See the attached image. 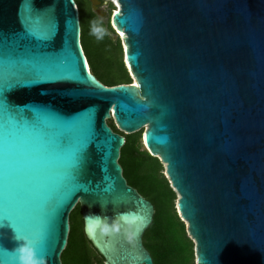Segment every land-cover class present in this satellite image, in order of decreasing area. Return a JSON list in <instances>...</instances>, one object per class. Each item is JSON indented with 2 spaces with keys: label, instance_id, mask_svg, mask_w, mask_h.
<instances>
[{
  "label": "water",
  "instance_id": "water-1",
  "mask_svg": "<svg viewBox=\"0 0 264 264\" xmlns=\"http://www.w3.org/2000/svg\"><path fill=\"white\" fill-rule=\"evenodd\" d=\"M115 1L134 83L105 87L74 0H0V264H62L76 204L104 264H153L154 207L123 178L109 120L144 130L195 264H264V0Z\"/></svg>",
  "mask_w": 264,
  "mask_h": 264
},
{
  "label": "trees",
  "instance_id": "trees-1",
  "mask_svg": "<svg viewBox=\"0 0 264 264\" xmlns=\"http://www.w3.org/2000/svg\"><path fill=\"white\" fill-rule=\"evenodd\" d=\"M74 1L79 13L80 42L90 73L105 87L132 84L123 61L120 39L111 28L110 21L101 20L102 28L97 37V33L88 29L84 14ZM106 123L114 133L125 139L118 159L123 178L154 207L153 221L142 239L153 264H195L194 245L175 208L176 194L164 175L159 159L142 149V131L123 135L112 120ZM68 223L69 232L60 255L61 263L104 264L84 234L78 204L70 213Z\"/></svg>",
  "mask_w": 264,
  "mask_h": 264
},
{
  "label": "rangeland",
  "instance_id": "rangeland-1",
  "mask_svg": "<svg viewBox=\"0 0 264 264\" xmlns=\"http://www.w3.org/2000/svg\"><path fill=\"white\" fill-rule=\"evenodd\" d=\"M78 3V6L81 9L82 14H84L85 17V22L90 31H94L97 33V37L100 34L99 32L101 31L102 25H101V20L104 22L109 20L110 17H112L114 10L116 9L115 7V0H76ZM109 5H112V9L109 8ZM98 12V14L96 13ZM112 28V26H111ZM115 34H119L118 31H116L114 28H112ZM118 37V36H117ZM115 39V37H113ZM121 46H122V51L124 55V49L122 45V37L119 36ZM129 72V70H128ZM130 78L132 79L131 74L129 73ZM132 84L134 83V80L132 79ZM131 84V85H132ZM144 130H142L141 137L143 136ZM138 133V132H137ZM125 135L124 133H122ZM142 149L145 150L144 147ZM165 173V172H164ZM177 199V197H176ZM176 203V201H175ZM178 214V213H177ZM179 216V214H178ZM181 220V219H180ZM184 223V222H183ZM185 227L186 224L184 223Z\"/></svg>",
  "mask_w": 264,
  "mask_h": 264
},
{
  "label": "snow or ice",
  "instance_id": "snow-or-ice-1",
  "mask_svg": "<svg viewBox=\"0 0 264 264\" xmlns=\"http://www.w3.org/2000/svg\"><path fill=\"white\" fill-rule=\"evenodd\" d=\"M12 228L13 227H12L11 222H9L7 219H5L3 223H0V232H3L5 229L12 230ZM15 238L20 242V244L23 245V248L25 250L31 251L32 245H31L30 240L28 239L27 236L21 235L20 233L15 231Z\"/></svg>",
  "mask_w": 264,
  "mask_h": 264
},
{
  "label": "clouds",
  "instance_id": "clouds-1",
  "mask_svg": "<svg viewBox=\"0 0 264 264\" xmlns=\"http://www.w3.org/2000/svg\"><path fill=\"white\" fill-rule=\"evenodd\" d=\"M28 264H40V262L33 259V260L29 261Z\"/></svg>",
  "mask_w": 264,
  "mask_h": 264
},
{
  "label": "bare ground",
  "instance_id": "bare-ground-1",
  "mask_svg": "<svg viewBox=\"0 0 264 264\" xmlns=\"http://www.w3.org/2000/svg\"><path fill=\"white\" fill-rule=\"evenodd\" d=\"M115 7H116V9H115L114 11H116V10L119 8L117 2H115ZM118 35L121 36V37L123 38V34H122L121 32H119Z\"/></svg>",
  "mask_w": 264,
  "mask_h": 264
},
{
  "label": "flooded vegetation",
  "instance_id": "flooded-vegetation-1",
  "mask_svg": "<svg viewBox=\"0 0 264 264\" xmlns=\"http://www.w3.org/2000/svg\"><path fill=\"white\" fill-rule=\"evenodd\" d=\"M99 82V81H98Z\"/></svg>",
  "mask_w": 264,
  "mask_h": 264
}]
</instances>
